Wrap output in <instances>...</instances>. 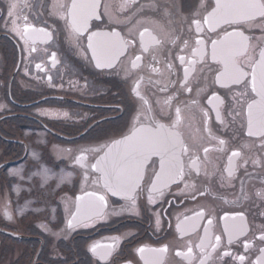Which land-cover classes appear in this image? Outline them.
<instances>
[{"label":"flooded vegetation","instance_id":"flooded-vegetation-1","mask_svg":"<svg viewBox=\"0 0 264 264\" xmlns=\"http://www.w3.org/2000/svg\"><path fill=\"white\" fill-rule=\"evenodd\" d=\"M10 2L18 5L16 12L19 13V18L16 17V12L13 18H16L19 27L23 28L26 24L44 27L52 36L44 38L39 34L35 45L31 41L24 45L10 31L12 25L8 23L7 16ZM106 2L113 18H118L120 23L114 25L108 16L103 21L93 19L90 21V31H108L115 26L116 30H123V34H127L131 28L138 40V31L147 27L161 41L152 46L156 58L152 59L149 54H145L139 67L131 69L133 77L128 80L125 79V70L130 69V64L124 57L115 70L95 67L90 59L91 53L87 51L88 33L80 37L77 43L60 18L59 10L53 8L57 0H0V55H6V59L10 58L12 63L15 62L11 71L7 72L9 67L0 70V98L6 101L5 108L0 109V117H20L24 121L21 125L24 128L17 136L19 138L13 136L11 128H7L5 132L9 135L0 129V141L7 146V154H10L0 168L1 175L5 178V195L8 197L0 212V244L4 239V244H12L11 248L14 249L5 264H145V260L137 252L140 247L159 249L167 244L175 250L186 252L182 242L178 246L175 231L177 217L183 220L185 216H194L200 210L205 211V219L186 222L189 226L193 223L199 226L198 233L192 232L186 239L198 242L197 235H203L207 218H211L213 224L208 226L210 234L222 235L226 244L225 224L241 223L238 216L235 221L232 220V215L240 212L244 214L249 239H252L253 232L259 235L256 226L264 222V215H261L264 213V201L256 196V192L264 191V152L260 151L258 141L253 146L256 138L243 134L244 130L239 127L241 117H236L235 124H226L221 129L215 121V112H210L209 125L216 136L227 142L223 146L224 151H219L222 146L215 140H210L203 131L202 109L208 110L210 107L207 97L211 88L201 80L200 86L205 91L197 94L196 74H191L189 86L193 87V91L181 89L179 82L183 78V68L178 60H172L177 54L190 57L189 51L182 53L179 49L183 46V40H188L190 46L195 44V26L192 25L189 31V22L193 18H201L195 16L200 0ZM214 2L215 0H205L206 4ZM126 4L127 7H124ZM141 6L143 11L139 10ZM25 16L27 20L24 19ZM167 33H171V37ZM202 35L207 38L213 34L208 33L205 28ZM254 35L258 36L259 32L255 31ZM174 37H180L176 44L171 42ZM33 46L36 48L34 52L23 50ZM210 50L209 42L208 51ZM53 53L55 62L52 59ZM170 60L174 65L172 69L167 67ZM37 63L41 65L40 69L36 68ZM153 67L158 71L153 72ZM136 79L140 80V94L146 100L142 107L139 98L131 91ZM170 95H174L171 109L164 104ZM177 106L182 109L181 130L185 136L192 135L197 143L210 148L207 162L203 160L205 154L202 148L200 150V175L190 182L195 183V188L186 189L183 184L173 185L164 190L163 196L154 193L153 204L148 203V191L145 189L133 205L121 197L112 196L104 189L102 182H95L98 173L76 163L75 157L82 149L102 148L128 135L134 124L132 117L137 108L142 113L167 123L168 111L174 113ZM162 110L163 118L160 115ZM226 120L231 121L232 117L227 116ZM27 127H37L38 130L32 135L36 142L40 133H47L51 137L48 146L37 142L38 154L42 156L38 161L45 163L44 160L47 161L48 157L54 172L66 174L61 178L62 184H58V180L53 177L44 185L43 191H38L43 196L40 206L44 205L40 215L31 208L19 213L18 208L23 206V199L14 203L12 181L7 177L9 169L30 157L31 149L25 139L29 138L31 131ZM72 127L83 128L76 132ZM188 143L191 144L192 141L189 140ZM244 145L248 147H243ZM232 151H240L241 155L233 157L235 174L229 177L226 168ZM20 152L21 156L15 158L14 155ZM61 152L65 156L59 155ZM24 154L22 162L13 165ZM87 157L86 164L94 163L96 154L87 153ZM253 160L257 162L253 164ZM85 192L104 195L107 207L102 209V215L89 226L80 225L68 229L66 209L72 208L76 197L83 196ZM201 192L204 194L201 195ZM33 194L35 193H30L29 197ZM5 212L11 219L6 218ZM225 214H228L227 221L222 219ZM41 215L43 220L40 221L38 218ZM18 220L25 221L22 228L17 226L20 224ZM113 241L115 248L105 260L89 251L93 244H112ZM60 245L66 246L68 251H62ZM259 247L260 241L253 240L248 252L244 251L242 244L237 243L231 246V250L248 257L245 264H255L261 255ZM152 255L154 253L147 250L143 254L145 258ZM158 255L164 264H184L182 258L176 257L171 248L168 253ZM193 256H199V251L194 249ZM194 264H199V261L196 260ZM229 264L239 262L230 261Z\"/></svg>","mask_w":264,"mask_h":264},{"label":"snow or ice","instance_id":"snow-or-ice-1","mask_svg":"<svg viewBox=\"0 0 264 264\" xmlns=\"http://www.w3.org/2000/svg\"><path fill=\"white\" fill-rule=\"evenodd\" d=\"M132 2L134 3L135 0ZM109 7L106 0H68V2L57 0V3L53 5L54 9L59 10L60 18L64 20L70 35L76 39L77 43L80 37L88 33L87 51L91 53L90 59L95 63V67L102 70H115L121 63V58L124 57L130 64V69L125 70V79L128 80L133 77L131 69L139 67V62L144 59L145 54H149L152 59L156 58L152 46L160 44L161 41L153 36L147 27L138 31V40L131 28L127 34H123V30H116L115 26L108 31H90V21L93 19L103 21L104 17L108 16L109 21L114 25L120 23L118 18H113ZM124 7H127V4ZM17 8L18 5L15 2L9 3L8 23L12 25L10 31L15 33L24 45H28L29 41L35 45L39 34H42L44 38L52 36V33L44 27H36L32 24H26L23 28L19 27L16 18H13ZM139 10L143 11V6ZM195 16L201 17L193 18L189 22V31L192 25L195 26L197 36L195 44L190 46L188 40H183V46L179 49L182 53L189 51L190 57L182 54L172 57V60H178L183 68V78L179 82L180 88L187 92L193 91V87L189 86L191 74H196L197 94L205 91V88L200 86L201 80L211 88L207 97L210 107L208 110L202 109L203 131L207 133L210 140H215L222 146L219 151H224L223 146L227 142L216 136L209 125L210 112H215V121L221 129L226 124H235L236 117H241L239 127L244 130L243 134L249 138H256L253 146L258 141L260 151L264 152V0H215L214 4H206L205 0H200ZM16 17L19 18L18 12ZM24 19L27 20V16ZM205 28L213 35L204 38L202 34ZM255 31L259 32L258 36L254 35ZM166 35L171 37V33ZM179 39L180 37H174L171 42L176 44ZM209 42L210 52L208 51ZM23 50L34 52L36 48L25 47ZM52 59L55 62V53L52 54ZM197 65L200 67L197 68ZM173 66L170 60L167 67L172 69ZM36 68L40 69L41 65L37 63ZM152 71L155 72L158 69L153 67ZM221 89L224 91L221 92ZM131 91L139 98L142 107L146 100L140 94L139 79L134 80ZM173 99L174 95H170L164 101L169 109ZM193 103L195 104L196 101L194 100ZM160 115L163 118V110ZM227 116H231L232 120L227 121ZM132 119L134 124L128 135L102 148L82 149L81 153L75 157L76 163L82 167L87 166L91 172L98 173L95 182H102L104 189L112 196L121 197L133 205L145 189L148 191V203L153 204L154 193L163 196L164 190L170 189L173 185L183 184L186 189L195 188V183L190 182L195 181L200 175L202 159L200 150L202 148L205 154L203 160L207 162L210 148L197 143L192 135L185 136L181 130V107H175L174 113L171 110L168 111L167 123L142 113L140 108L136 109ZM189 140L192 141L191 144L188 143ZM87 153L96 154L94 163L86 164ZM240 155V151H232L228 157L226 171L229 177L235 174L233 157ZM252 162L255 164L257 161ZM256 196L264 201V191H257ZM106 207L107 200L104 195L85 192L83 196L76 197L72 208L66 209L67 228L89 226L94 219L102 215V209ZM5 216L11 219L7 212ZM237 216L241 218V223L225 224L226 244L223 242L222 235L210 234L208 226L213 224L211 218H207L203 235H197L198 242L190 238L186 239L190 233H198L199 228L196 223L189 226L186 222L205 219V211L200 210L194 216H185L183 220L177 217L175 231L178 246L182 242V246L187 249L186 252L175 250L167 244L159 249L140 247L137 252L141 254L145 264H164L158 254L168 253L170 248L175 252L176 257L182 258L184 264H194L196 260L199 264H218V262L229 264L230 261L245 264L248 257L233 253L231 246L234 243L242 244L244 251L248 252L253 240H259L261 255L255 264H264V222L256 226L259 235L253 232L252 239H249L244 214L235 213L232 215V220L235 221ZM222 219L227 221L228 214H225ZM157 225L159 226V221ZM241 237L244 239L241 240ZM114 248L115 241L112 244H93L89 251L94 256H99V259L105 260ZM194 249L199 251V256H193ZM146 250L154 255L145 258L143 254Z\"/></svg>","mask_w":264,"mask_h":264},{"label":"rangeland","instance_id":"rangeland-1","mask_svg":"<svg viewBox=\"0 0 264 264\" xmlns=\"http://www.w3.org/2000/svg\"><path fill=\"white\" fill-rule=\"evenodd\" d=\"M6 55H0V70H6V67H9L8 71H11V69L14 68L15 62L12 63L11 59L5 58ZM3 58V60H1ZM10 61V64H9ZM6 105L5 99L0 98V106H3L0 109H4ZM24 123V121L19 117L8 119L5 116L0 117V129L5 133L7 132V128H11L13 130V136L15 138H19V131L23 129L21 126ZM29 128H36V127H29ZM56 128V127H53ZM83 127H72L71 129L75 130L76 132H79L82 130ZM72 130V131H73ZM33 131V130H32ZM71 131V132H72ZM30 133V131H26ZM34 132V131H33ZM8 134V133H5ZM9 135V134H8ZM33 135V134H32ZM32 135L28 136L29 138H26L25 140L28 142L30 146V157L23 161V163L18 164L15 167H12L7 172V177L9 180L12 181V190L14 193V203H19L20 198L23 199V206L19 207V213L22 214L23 211L26 209H33L35 212H37L39 215L41 214V210L44 209V205L40 206L42 203L41 199L43 198L41 192H38L39 190L43 191L45 188V184H47L48 180L55 177L58 180V184H62V177L66 176L64 172H54L52 165H50V162L47 160H44L45 163H40L38 159H42V156L38 154V146L37 142L44 143L46 146L50 144L51 137L47 133H40L37 142L34 141ZM8 148L5 144H3L2 141H0V168L3 165V161L9 159V155L7 154ZM22 152V150H21ZM21 152L14 155V157L21 156ZM59 155L65 156L64 153H59ZM22 162V159L18 162ZM72 174V173H71ZM5 178L2 177L1 171H0V212L1 208L4 206L3 204L8 199V197L5 195L6 191L4 188L5 181L3 180ZM6 179V180H8ZM35 193L32 195V197H29L30 193ZM1 195L2 198H1ZM66 204L67 202L64 201ZM25 214V213H24ZM38 220H43V215L39 216ZM20 224H17L18 227H23V220H18ZM0 244V264H5V261L7 259H10L12 256V244H4L6 241L3 239ZM60 248L62 251L67 252L68 249L66 246L60 245ZM16 253H18V250L15 249Z\"/></svg>","mask_w":264,"mask_h":264}]
</instances>
